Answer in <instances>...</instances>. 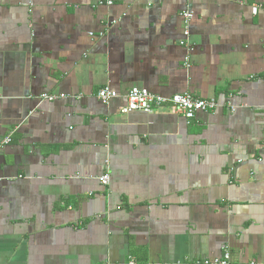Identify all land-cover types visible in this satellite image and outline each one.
<instances>
[{
	"label": "crops",
	"instance_id": "1",
	"mask_svg": "<svg viewBox=\"0 0 264 264\" xmlns=\"http://www.w3.org/2000/svg\"><path fill=\"white\" fill-rule=\"evenodd\" d=\"M133 87L220 106L124 115ZM7 137L0 264H264V0H0Z\"/></svg>",
	"mask_w": 264,
	"mask_h": 264
},
{
	"label": "built area",
	"instance_id": "2",
	"mask_svg": "<svg viewBox=\"0 0 264 264\" xmlns=\"http://www.w3.org/2000/svg\"><path fill=\"white\" fill-rule=\"evenodd\" d=\"M111 4V2H109ZM257 7L253 8V11L257 12ZM183 18L185 20V29L184 36L187 42V47L190 48V21L193 18L192 12H184ZM91 35H94L91 33ZM189 45V46H188ZM190 59L189 53L187 54L186 65L189 67L188 63ZM97 98L101 103L109 105L113 100L118 99L120 95L111 88L110 85H105L101 87L96 94ZM67 95L65 94H42L40 99L42 101H56L58 99H66ZM125 104L120 107V112L122 114H130L134 112H143V113H153L157 108L164 106H170L174 111L182 115L188 121L195 119L199 113H209L217 109L220 104L216 99H204L193 95L192 93H183V94H174L171 97H164L149 91L146 88L133 87L125 95ZM233 110V108H232ZM11 141L10 137L0 140V147L4 144H7ZM110 181V176L104 174L100 177V182L103 185H107ZM231 253L229 250H225L224 253L212 259L204 260V264H231ZM129 264H160V263H138L134 259H131Z\"/></svg>",
	"mask_w": 264,
	"mask_h": 264
}]
</instances>
